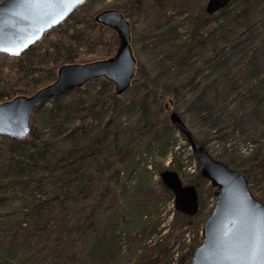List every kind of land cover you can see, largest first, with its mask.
Instances as JSON below:
<instances>
[{
    "label": "trees",
    "instance_id": "16d2710c",
    "mask_svg": "<svg viewBox=\"0 0 264 264\" xmlns=\"http://www.w3.org/2000/svg\"><path fill=\"white\" fill-rule=\"evenodd\" d=\"M147 1L137 0L132 11H141L142 6L151 3ZM207 1L156 0L155 5L146 6L152 10L150 12L162 15V18L167 17V12L171 9L180 7H191V13L196 14L192 23L194 26L181 44H175L169 52L163 53L166 65L161 75L177 78L179 71H187L180 75L182 84L177 88L165 84L156 89L152 84H147L148 92L150 93L151 87L154 92L151 91V98L148 92L143 93L137 104V101L127 97L132 86L124 95L118 96L112 83L104 79L96 80L84 88L68 93L70 95L76 92L68 104V100L60 101L49 111H44V107L39 108L33 116L30 138L20 140L5 137V142L0 144V264H118L119 261L128 262L132 259L134 252L130 253L133 250L125 245L123 235L136 227L139 230L147 225L153 216L159 214L161 204H155L153 198L149 199L147 205L140 200L133 202L127 197L126 200L123 199L126 192H130L129 186L134 180L132 175L147 170L138 164V151L146 147L152 160L157 157L162 159L166 155L162 151L160 156L156 150L161 152L167 149L170 138L158 129L159 126H164L170 131L178 132L169 118L171 110L176 111L172 106L175 98L182 94L186 85H191L196 79L200 84L206 83L210 74L206 71L207 65L211 62L215 65L220 63L212 58L202 60V67L190 74L198 61H193L192 64L187 59L190 60L192 55L199 54V50L204 48L205 38L213 28L209 27L210 22L239 0H232L218 15L206 12ZM255 1L258 4L264 2ZM116 9L125 14L124 9ZM95 15L96 13H90L81 21L74 18L77 23L70 24L72 14L62 25L48 32L41 42L50 40L55 33L59 34V38L47 46L43 65L36 66L33 60V56L36 57L39 53L36 45L17 58L0 55L3 58L0 61V102L18 95H32L53 82L58 68L63 64L84 63L112 56L119 44L118 37L111 29L97 24ZM106 30L113 33V42L108 51L97 58L86 59L85 54L88 52L82 53L80 49L88 50L98 46L104 40L101 32ZM71 45L73 52L70 53L68 49ZM233 51L234 48L229 53L221 49L216 55L225 53L223 60L226 62L232 58ZM238 76L237 73L232 75L231 70L227 69L221 78L204 87V90L213 87L217 91L225 90L228 95ZM97 82L110 88L108 96L114 103L111 115H106V102H98L89 90ZM104 104L105 107L102 108ZM154 104L158 105L159 111L152 114L151 105ZM150 108L151 113L148 115ZM41 112L49 114L47 122L52 123L49 133L37 122ZM176 112L182 117L178 109ZM125 115H129L130 121L137 116L136 122L141 124L132 133L128 129L122 130L121 123L126 119ZM94 119L98 121L97 126L93 123ZM200 141L206 145V142ZM113 157L115 159L111 161ZM174 157H177L176 153ZM154 163L157 172L165 170H162V165L158 162ZM227 164L233 166L229 161ZM237 167L250 178L248 171L241 170L238 165ZM148 181L151 182V179ZM97 182L99 194L94 193V184ZM191 184L199 187L196 181ZM136 185L139 189H148L150 193L160 197L172 195L162 181L160 194L144 184ZM115 200L113 208L123 212L115 215V210H107L109 213L106 214L104 226L97 228L98 209ZM177 215L187 221V226L194 219L180 213ZM85 245L88 247L85 248ZM194 248L192 246L185 261L181 260L184 264H189Z\"/></svg>",
    "mask_w": 264,
    "mask_h": 264
},
{
    "label": "rangeland",
    "instance_id": "374dc122",
    "mask_svg": "<svg viewBox=\"0 0 264 264\" xmlns=\"http://www.w3.org/2000/svg\"><path fill=\"white\" fill-rule=\"evenodd\" d=\"M136 1L87 0L84 5L73 12V19L69 23H77L90 13H97L108 8L125 10V14L129 16L132 24L133 48L138 61L137 75L127 97L139 104L142 94L149 91L147 84H152L156 89L165 84L175 88L182 84V79L179 77L182 72H187L185 69L177 73L179 76L177 78H166L161 75L166 65L163 53L169 52L175 44H181L190 28L194 26L192 23L196 14L191 13V7L187 9L180 7L167 12L169 18L166 16L162 18V15L150 12L152 10L146 7L155 5L156 0H148L147 3H151L142 6L141 11L134 12L132 10ZM210 24L209 27L213 28L205 38L204 48L199 50V54L192 55L190 60L187 59L192 64L193 61H198L194 66V71H191L190 74L202 67V60L206 61L212 58L220 63L217 65L213 62L207 63L206 71H209L210 74L206 72L209 74L206 83L200 84L196 79L191 85H186L182 94L175 98L172 106L174 110L180 111L191 131L200 140L206 142V147L213 157L226 164L227 161L231 162L232 168L239 170L238 165L241 170L248 171L252 194L264 202V2L258 4L255 0H239L220 13ZM101 35L104 40L98 46L88 50L80 49L82 53L88 52L85 54L86 59L97 58L108 51L111 42H113V33L106 30L101 32ZM57 38H59V34L55 33L50 40L36 44L39 49L36 57L33 56L36 66L43 65L46 60L47 46ZM233 48L234 53L229 61L223 60L225 53L221 54L220 52V56L216 55L221 49L229 53ZM68 50L70 53L73 52L72 45ZM2 60L3 58L1 59L0 56V61ZM227 69L231 70L232 75L239 74L235 78L233 89L228 91V95L225 90L217 91L213 87L204 90V87L214 84L216 79L221 78ZM190 78L193 82L192 75ZM148 86L150 87V85ZM89 90L96 96L98 102H106V115H111L114 103L108 96L110 88L97 82ZM150 93L149 97L151 98L152 93ZM75 94L76 92L70 95L66 94L69 96L64 95L49 101L43 106L46 109L44 111L53 109L60 101L68 100V104ZM104 107L105 104L102 108ZM151 108L152 114L158 113V105H151ZM151 108L148 115L151 113ZM125 117L126 119H123L121 123L122 130L128 129L132 133L138 125H141L136 122L137 116L133 117L132 121L129 120V115H125ZM48 120L49 114H44V112H41L37 117L38 124L47 133L52 130V123L47 122ZM93 123L96 124L95 126L98 125V121L95 119ZM158 131H162V134L170 138V145L167 149L161 150V152L156 150L158 155L162 156V151L166 155L162 156V159L157 157L156 160H152L146 147L139 149L138 164L147 170L141 174L132 175L134 180L129 186L130 192H126L123 199L128 198L133 202L140 200L147 205L149 199L153 198L155 204L161 203L160 211L149 220L147 225L140 227L139 230L136 227L132 232L129 231L123 235V242L126 241L125 245L131 251L133 250L130 253H134L131 255V260L128 262L119 261L118 264H184L181 260L185 261V258H188L192 246L202 243L204 221L216 202L215 189L210 183L206 184L208 181L201 176L202 167L185 137L164 126H159ZM132 136L135 138L136 135L133 133ZM4 142L5 136H0V144ZM175 153L177 157H174ZM114 159V157L111 158V161ZM154 161L162 165V170L177 171L185 183L191 184L196 181L199 186L200 211L191 221L190 226H187L186 220L177 215L173 193L160 197L154 195L153 192L150 193L148 189L141 190L137 187L136 184H144L146 187L153 188L158 194L162 192L161 171L157 172ZM147 178L151 179V182ZM140 182L142 183L140 184ZM94 193L99 194V182L94 184ZM120 199L123 200L122 195H120ZM115 203L116 200L98 209L97 223L99 225L97 228L104 226V221L107 220L106 214L110 212V209L115 210V215L118 213L120 215L123 212L121 209L113 208ZM1 204L0 202V208ZM120 204L122 206V202ZM56 207L54 208L56 209ZM87 247L88 245H85V248ZM55 263L60 264L59 262Z\"/></svg>",
    "mask_w": 264,
    "mask_h": 264
},
{
    "label": "water",
    "instance_id": "95a60500",
    "mask_svg": "<svg viewBox=\"0 0 264 264\" xmlns=\"http://www.w3.org/2000/svg\"><path fill=\"white\" fill-rule=\"evenodd\" d=\"M87 0H3L0 2V54L22 55L63 23ZM232 0H209L206 11L214 15ZM95 21L114 30L119 38L116 54L88 63L62 65L57 79L31 96H17L0 103V135L27 139L31 135L35 111L89 82L104 78L115 86L117 95L131 87L137 73L132 45V28L117 9H106ZM174 127L183 133L202 166V176L216 189V204L203 226L204 242L198 245L190 264H262L264 261V203L253 196L249 180L240 171L211 156L196 139L177 112L170 114ZM161 179L175 196L178 212L195 216L199 197L195 186L184 185L178 172L165 170Z\"/></svg>",
    "mask_w": 264,
    "mask_h": 264
},
{
    "label": "snow or ice",
    "instance_id": "6c2138e0",
    "mask_svg": "<svg viewBox=\"0 0 264 264\" xmlns=\"http://www.w3.org/2000/svg\"><path fill=\"white\" fill-rule=\"evenodd\" d=\"M262 264H264V261H262Z\"/></svg>",
    "mask_w": 264,
    "mask_h": 264
}]
</instances>
